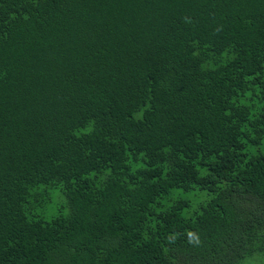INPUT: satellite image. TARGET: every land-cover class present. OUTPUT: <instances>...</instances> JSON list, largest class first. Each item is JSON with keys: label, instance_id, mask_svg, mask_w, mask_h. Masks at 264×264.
<instances>
[{"label": "trees", "instance_id": "trees-1", "mask_svg": "<svg viewBox=\"0 0 264 264\" xmlns=\"http://www.w3.org/2000/svg\"><path fill=\"white\" fill-rule=\"evenodd\" d=\"M264 257V0H0V264Z\"/></svg>", "mask_w": 264, "mask_h": 264}, {"label": "rangeland", "instance_id": "rangeland-1", "mask_svg": "<svg viewBox=\"0 0 264 264\" xmlns=\"http://www.w3.org/2000/svg\"><path fill=\"white\" fill-rule=\"evenodd\" d=\"M253 263L251 264H264V257H260L259 259H253L252 260ZM249 264V263H247Z\"/></svg>", "mask_w": 264, "mask_h": 264}]
</instances>
